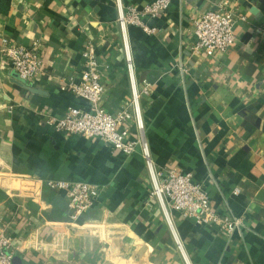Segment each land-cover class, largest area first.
I'll list each match as a JSON object with an SVG mask.
<instances>
[{"label": "crops", "instance_id": "obj_1", "mask_svg": "<svg viewBox=\"0 0 264 264\" xmlns=\"http://www.w3.org/2000/svg\"><path fill=\"white\" fill-rule=\"evenodd\" d=\"M155 0H0V47L35 49L43 65L23 83L0 59V224L21 264H264V0H175L129 27L128 71L121 10ZM210 11L239 20L236 41L214 57L193 55L195 22ZM92 43L111 114L140 94L144 136L158 170L191 174L214 211L243 218L232 236L198 225L151 197L140 154L68 136L51 124L88 102L64 90ZM133 79V80H132ZM132 139L139 132L135 121ZM49 179L101 188L95 205L69 221L64 192ZM179 243L182 249L179 248Z\"/></svg>", "mask_w": 264, "mask_h": 264}, {"label": "built area", "instance_id": "obj_2", "mask_svg": "<svg viewBox=\"0 0 264 264\" xmlns=\"http://www.w3.org/2000/svg\"><path fill=\"white\" fill-rule=\"evenodd\" d=\"M174 1L155 0L142 10L129 7L120 11L117 22L123 36L131 78L134 66L127 43L129 27L135 26L153 34L155 30L149 28L146 21L168 12ZM239 20L244 21L245 18H237L226 11H210L204 14L195 22L193 55L211 58L217 53L228 51L237 39L235 27ZM83 57L84 68L80 79L77 82L65 83L64 90L86 100L88 108L71 107L63 118L52 120L51 124L68 136L100 140L128 157L140 154L151 179V197L158 200L170 224L169 211L173 210L186 219L194 220L198 225L218 227L229 236L240 230L244 226L243 218L230 217L214 211L208 193L194 181L191 174H183L174 169H157L144 136L145 126L140 110L141 95L149 94L150 85L145 83L140 94L133 83L130 105H124L115 114H111L102 106L106 86L101 81L99 57L92 43L85 45ZM0 59L10 64L12 71L23 83L33 81L42 72L43 62L35 49L5 43L0 47ZM132 121H135L139 132L135 139H132V129L127 127ZM38 182L44 183L54 192H64L69 221L73 223L79 222L101 196L100 187L85 182L54 179ZM179 248L182 249L180 243ZM14 258L13 239L0 224V264H14Z\"/></svg>", "mask_w": 264, "mask_h": 264}, {"label": "water", "instance_id": "obj_3", "mask_svg": "<svg viewBox=\"0 0 264 264\" xmlns=\"http://www.w3.org/2000/svg\"><path fill=\"white\" fill-rule=\"evenodd\" d=\"M17 76V75H16ZM18 77V76H17ZM14 264H21L19 258L15 257L14 258Z\"/></svg>", "mask_w": 264, "mask_h": 264}]
</instances>
